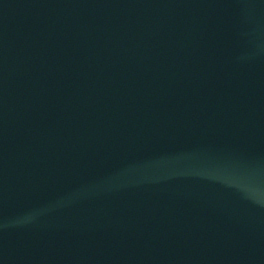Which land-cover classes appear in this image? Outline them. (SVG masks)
<instances>
[{"label":"water","instance_id":"95a60500","mask_svg":"<svg viewBox=\"0 0 264 264\" xmlns=\"http://www.w3.org/2000/svg\"><path fill=\"white\" fill-rule=\"evenodd\" d=\"M0 264H264V0H0Z\"/></svg>","mask_w":264,"mask_h":264}]
</instances>
